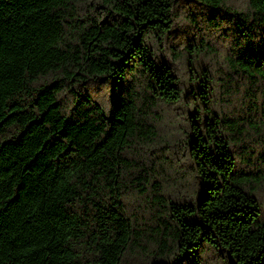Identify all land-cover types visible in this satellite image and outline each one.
<instances>
[{
	"label": "trees",
	"instance_id": "obj_1",
	"mask_svg": "<svg viewBox=\"0 0 264 264\" xmlns=\"http://www.w3.org/2000/svg\"><path fill=\"white\" fill-rule=\"evenodd\" d=\"M0 264H264V0H0Z\"/></svg>",
	"mask_w": 264,
	"mask_h": 264
}]
</instances>
